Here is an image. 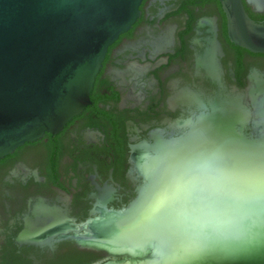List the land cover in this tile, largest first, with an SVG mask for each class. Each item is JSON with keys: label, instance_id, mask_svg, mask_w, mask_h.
<instances>
[{"label": "flooded vegetation", "instance_id": "af4514ba", "mask_svg": "<svg viewBox=\"0 0 264 264\" xmlns=\"http://www.w3.org/2000/svg\"><path fill=\"white\" fill-rule=\"evenodd\" d=\"M247 15L264 11L242 0ZM229 0H142L108 47L89 104L58 132L0 158V264H105L120 221L160 168L188 159L209 128L255 134L264 54L234 44ZM199 120V121H198ZM237 121V123H236Z\"/></svg>", "mask_w": 264, "mask_h": 264}, {"label": "water", "instance_id": "95a60500", "mask_svg": "<svg viewBox=\"0 0 264 264\" xmlns=\"http://www.w3.org/2000/svg\"><path fill=\"white\" fill-rule=\"evenodd\" d=\"M142 0H0V158L56 133L90 102L108 47ZM264 11V0H247ZM230 40L264 54V23L242 0L226 9ZM255 134L209 128L207 143L157 178L112 225L105 264H264V105ZM199 121V120H198ZM237 123V121H236ZM122 249V250H121Z\"/></svg>", "mask_w": 264, "mask_h": 264}]
</instances>
